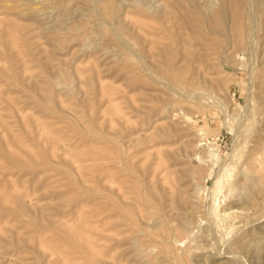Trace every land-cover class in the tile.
Segmentation results:
<instances>
[{"label":"rangeland","instance_id":"1","mask_svg":"<svg viewBox=\"0 0 264 264\" xmlns=\"http://www.w3.org/2000/svg\"><path fill=\"white\" fill-rule=\"evenodd\" d=\"M0 264H264V0H0Z\"/></svg>","mask_w":264,"mask_h":264}]
</instances>
